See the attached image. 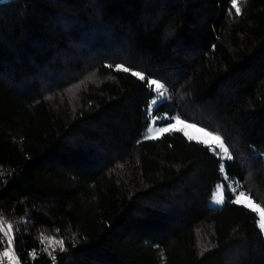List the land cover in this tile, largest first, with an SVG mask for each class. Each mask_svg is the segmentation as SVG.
<instances>
[{"label": "trees", "instance_id": "16d2710c", "mask_svg": "<svg viewBox=\"0 0 264 264\" xmlns=\"http://www.w3.org/2000/svg\"><path fill=\"white\" fill-rule=\"evenodd\" d=\"M239 6L0 0V215L20 264H53L40 233L65 241L55 264H264L257 214L227 190L264 207V0ZM131 71L166 86L153 116L222 136L224 174L182 132L140 138L156 93Z\"/></svg>", "mask_w": 264, "mask_h": 264}, {"label": "snow or ice", "instance_id": "6c2138e0", "mask_svg": "<svg viewBox=\"0 0 264 264\" xmlns=\"http://www.w3.org/2000/svg\"><path fill=\"white\" fill-rule=\"evenodd\" d=\"M240 0H231V7L235 9V14L238 16L241 14V7L239 6ZM109 67H111L109 65ZM114 70L129 72V67H125L122 64H116ZM131 75L137 77L141 81L146 80V76L144 73L140 71H131ZM148 88L157 94L150 103L147 105V113L148 116L152 118L153 123L156 120L161 118L167 121L165 127H159L156 129L155 133H152V127L149 126L148 132L151 133L147 135L146 139H158L161 135L165 133L171 132H183V135L189 141H195L196 143L202 144L206 146L210 151L220 157V166L219 170L221 173H225V159H232L229 148L224 143L222 136L218 133H215L211 130H208L206 127L199 126L195 122H186L179 114L175 116H167L165 114L163 117L153 116V112L155 110L156 104L159 102V99H162L166 96L167 89L166 86L155 79H147L146 80ZM154 86V88H153ZM174 121V122H173ZM178 125H182L183 127H178ZM192 128L195 129L196 132L200 133L199 136L190 135L185 129ZM217 149L219 150L217 152ZM2 174V173H0ZM227 178V177H226ZM241 185L239 182L229 183L228 191L234 196V199L231 200V203L237 205H243L245 208H249L254 213H259L258 227L264 232V207H261L259 204L255 203L252 196L246 193L243 190H240ZM224 186L218 184L216 186V190L213 193V202L216 204H223L225 202L224 195ZM14 227L15 231H19L16 221H9L7 218L0 215V248H6V250L2 251V256L6 260V264H19L18 258L14 255L15 243H14ZM59 232V229L56 230ZM75 237V234H73ZM39 241L41 245H44V251L48 252L53 260V264H55L56 257L52 255L58 248L61 252L66 251L65 241L63 238L57 239L53 235H45L44 233H40ZM6 242V243H5ZM78 242V241H77ZM75 246V243L73 244ZM51 249V251H49ZM33 258H35V251L30 254Z\"/></svg>", "mask_w": 264, "mask_h": 264}, {"label": "rangeland", "instance_id": "374dc122", "mask_svg": "<svg viewBox=\"0 0 264 264\" xmlns=\"http://www.w3.org/2000/svg\"><path fill=\"white\" fill-rule=\"evenodd\" d=\"M157 96V94H155L152 98H150V100H149V103H150V101L154 98V97H156ZM186 122H191V121H187V120H185ZM174 122V121H173ZM166 124L167 123H161V124H158V123H153V120H152V118L151 117H149V122L147 123V125L145 126V128L143 129V131H142V133L140 134V138H145L147 135H150L151 133H149L148 132V128H149V126H151L152 127V133H155V131H156V129L157 128H159V127H165L166 126ZM200 126V125H199ZM178 127H183L182 125H178ZM185 131H187L190 135H192V136H199L200 135V133H198V132H196L195 131V129H192V128H188V129H185ZM183 133V132H182ZM219 150L217 149V152H218ZM262 156H263V159H264V153L262 154ZM224 174V173H223ZM218 184H221L222 185V182L221 181H218L216 184H215V186H214V188H213V190H212V192H211V195H210V197H209V199H208V201H207V205L209 206V207H220L222 204H216V203H214L213 202V193L215 192V190H216V186L218 185ZM229 185V184H228ZM234 199V198H233ZM257 214V222H258V220H259V213H256ZM257 225H258V223H257ZM263 233V235H264V232H262Z\"/></svg>", "mask_w": 264, "mask_h": 264}, {"label": "built area", "instance_id": "2783aa9c", "mask_svg": "<svg viewBox=\"0 0 264 264\" xmlns=\"http://www.w3.org/2000/svg\"><path fill=\"white\" fill-rule=\"evenodd\" d=\"M3 250H6V248H0V264H6L5 258L2 256V251Z\"/></svg>", "mask_w": 264, "mask_h": 264}, {"label": "water", "instance_id": "95a60500", "mask_svg": "<svg viewBox=\"0 0 264 264\" xmlns=\"http://www.w3.org/2000/svg\"><path fill=\"white\" fill-rule=\"evenodd\" d=\"M14 255H15V252H14ZM16 256V255H15ZM20 264V263H19Z\"/></svg>", "mask_w": 264, "mask_h": 264}]
</instances>
